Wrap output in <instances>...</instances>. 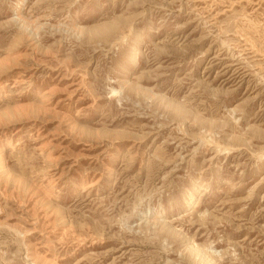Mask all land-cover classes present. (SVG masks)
Instances as JSON below:
<instances>
[{"label":"rangeland","instance_id":"rangeland-1","mask_svg":"<svg viewBox=\"0 0 264 264\" xmlns=\"http://www.w3.org/2000/svg\"><path fill=\"white\" fill-rule=\"evenodd\" d=\"M0 264H264V0H0Z\"/></svg>","mask_w":264,"mask_h":264}]
</instances>
